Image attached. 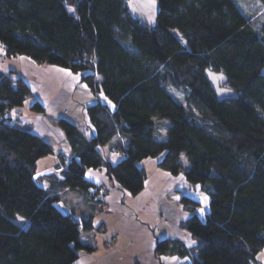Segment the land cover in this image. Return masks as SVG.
<instances>
[{"label":"trees","instance_id":"trees-1","mask_svg":"<svg viewBox=\"0 0 264 264\" xmlns=\"http://www.w3.org/2000/svg\"><path fill=\"white\" fill-rule=\"evenodd\" d=\"M158 2L149 25L130 13L128 0H0V59L26 55L70 69L97 96L87 108L91 136L58 120L72 148L71 157L60 154L63 185L96 197L86 171L105 168L138 194L147 178L138 163L162 155V168H185L207 197L206 211L185 224L197 241L180 247L191 258L185 264H262L264 25L256 28L238 0ZM207 68L224 72L239 97L220 101ZM29 99L33 111L45 112L24 77L0 70V264H76L91 249L81 234L92 219L61 210L59 196L37 178L54 148L15 122L12 112ZM104 147L122 158H108ZM171 244L160 240L157 250L174 251Z\"/></svg>","mask_w":264,"mask_h":264},{"label":"crops","instance_id":"crops-1","mask_svg":"<svg viewBox=\"0 0 264 264\" xmlns=\"http://www.w3.org/2000/svg\"><path fill=\"white\" fill-rule=\"evenodd\" d=\"M19 60L18 72L30 82L35 97L45 107L44 113L34 111L23 127L44 137L54 148L51 159L48 158L41 168L38 164L37 178L59 196L57 205L61 210L74 213L81 220L92 219V228L82 230L81 234L83 244L91 249L82 250L76 264L190 262V256L180 254L179 250L180 247L190 249L197 242L185 226L197 207L183 199L188 197L205 207L207 197L186 179L185 168L178 174L162 168L159 165L162 155L138 163L147 172L144 189L138 194H132L116 179L110 178L105 168L86 171V178L99 189L96 197L63 185L60 154L69 158L72 148L58 120L67 117L91 136L95 129L87 108L97 101V96L80 73L57 65L40 64L26 55H19ZM24 68L29 69L30 75ZM110 149L103 148L108 158H122L119 154L110 156ZM163 239L172 241L174 251L157 250L158 241ZM258 259L263 264L264 251Z\"/></svg>","mask_w":264,"mask_h":264},{"label":"rangeland","instance_id":"rangeland-1","mask_svg":"<svg viewBox=\"0 0 264 264\" xmlns=\"http://www.w3.org/2000/svg\"><path fill=\"white\" fill-rule=\"evenodd\" d=\"M238 2L241 4L244 13L248 15V17L253 22L255 27L258 28L259 30H261V28L264 25V4L260 0H238ZM18 67H20L19 56H12V57L3 56V57H1V59H0V70L7 72V73H10L11 70L14 71L16 68V71L18 72V70H17ZM24 69H25L24 71L26 73H28L27 75H30L31 72L29 71V69H27V68H24ZM25 80L28 82V80L26 78H25ZM28 83L30 84V82H28ZM30 87L32 88L31 84H30ZM172 93L174 95L176 94L178 97L182 98L181 93L175 92V90H172ZM100 96L105 101H108L105 96H103V95H100ZM32 102H33V100L29 99L25 102V104L22 107H20L17 110L12 112L13 117L16 118V120L14 119L15 122H17L22 127L25 126V122H27V120H29V117L32 116L34 113V111L31 109V103ZM86 135H88V134L86 133ZM111 150L112 149H110V151H109L110 156L117 155L116 152H115L116 153L115 155H111ZM50 157H52L51 154L41 158L40 163H39V167L41 168L44 165V162L47 161V159ZM156 158L157 157L145 158L142 161H140L139 163H143V161H145L146 159H149V161H152L153 159H156ZM60 166L64 167L62 165V163ZM77 199H78V197H77ZM197 211H199L200 213H202L203 211H206V206L205 207L204 206H198ZM18 222L22 225L27 224V220L22 218V217L18 218Z\"/></svg>","mask_w":264,"mask_h":264},{"label":"water","instance_id":"water-1","mask_svg":"<svg viewBox=\"0 0 264 264\" xmlns=\"http://www.w3.org/2000/svg\"><path fill=\"white\" fill-rule=\"evenodd\" d=\"M128 7L132 15L149 25L156 22L160 12L158 0H128ZM205 76L220 101L239 97L238 91L229 85V78L224 72L207 68Z\"/></svg>","mask_w":264,"mask_h":264},{"label":"built area","instance_id":"built-area-1","mask_svg":"<svg viewBox=\"0 0 264 264\" xmlns=\"http://www.w3.org/2000/svg\"><path fill=\"white\" fill-rule=\"evenodd\" d=\"M116 153H115V150H111V155H115Z\"/></svg>","mask_w":264,"mask_h":264},{"label":"snow or ice","instance_id":"snow-or-ice-1","mask_svg":"<svg viewBox=\"0 0 264 264\" xmlns=\"http://www.w3.org/2000/svg\"><path fill=\"white\" fill-rule=\"evenodd\" d=\"M69 11H72V9H69Z\"/></svg>","mask_w":264,"mask_h":264}]
</instances>
